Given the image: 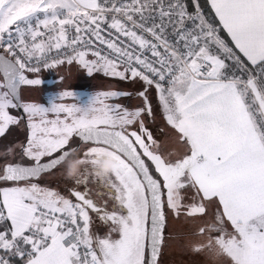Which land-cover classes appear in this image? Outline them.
I'll use <instances>...</instances> for the list:
<instances>
[{"label": "snow or ice", "instance_id": "1", "mask_svg": "<svg viewBox=\"0 0 264 264\" xmlns=\"http://www.w3.org/2000/svg\"><path fill=\"white\" fill-rule=\"evenodd\" d=\"M0 264H264V0H0Z\"/></svg>", "mask_w": 264, "mask_h": 264}, {"label": "rangeland", "instance_id": "2", "mask_svg": "<svg viewBox=\"0 0 264 264\" xmlns=\"http://www.w3.org/2000/svg\"><path fill=\"white\" fill-rule=\"evenodd\" d=\"M47 73L48 72L46 71L42 75L45 76ZM108 84H109V80L106 78L95 77V76L91 77V76H88L86 72L79 70L77 68H73L72 73H71V78L66 82V84H60L58 89L48 88V87H44L42 90L37 89V93H38L37 96L38 97L41 95L49 96V94L53 96V94L58 92L57 90H59V88L67 86V87L73 88L81 96L82 102L86 103L88 100V97L91 95L92 92H94L95 90H101L107 87ZM118 86L121 88L128 87L124 82H119ZM34 92L36 93V90H34ZM34 92L32 91L29 92V96L33 97L35 95ZM51 98L52 97H50L49 101L51 100ZM39 99H42V96L39 97ZM41 103H44L47 106V103L44 100H41ZM17 135L21 136L22 133H17ZM176 227L179 228L180 225H176ZM173 258L177 261L184 259L180 256L178 252L174 253Z\"/></svg>", "mask_w": 264, "mask_h": 264}, {"label": "flooded vegetation", "instance_id": "3", "mask_svg": "<svg viewBox=\"0 0 264 264\" xmlns=\"http://www.w3.org/2000/svg\"><path fill=\"white\" fill-rule=\"evenodd\" d=\"M59 71H60V74H63V69H61ZM47 72L48 73L45 76H43V78H53V79L57 78V72L56 71H47ZM59 86H60V84L59 85L53 84L51 86L44 85V86H42V88H40L38 90H42L44 87L57 88L58 89ZM34 90H36V93L34 92ZM34 90H32V92H34L35 95L32 98H35V99H38V100H44L47 103V105H48L49 99H50V97H52V95L51 94H49V96L48 95H41L42 99H39V97H41V96L38 97L37 96L38 95L37 89H34ZM57 91H59V90H57ZM27 95H29V93ZM31 95H33V94H31Z\"/></svg>", "mask_w": 264, "mask_h": 264}, {"label": "clouds", "instance_id": "4", "mask_svg": "<svg viewBox=\"0 0 264 264\" xmlns=\"http://www.w3.org/2000/svg\"><path fill=\"white\" fill-rule=\"evenodd\" d=\"M109 166V162L108 161H104L103 164H102V167L107 170ZM78 172H79V165L76 164V163H73L69 170L67 171V178L68 179H74L77 175H78Z\"/></svg>", "mask_w": 264, "mask_h": 264}, {"label": "water", "instance_id": "5", "mask_svg": "<svg viewBox=\"0 0 264 264\" xmlns=\"http://www.w3.org/2000/svg\"><path fill=\"white\" fill-rule=\"evenodd\" d=\"M43 79H44V84L42 86H44V85L51 86V85L55 84V83H53V81L56 80L53 78H43Z\"/></svg>", "mask_w": 264, "mask_h": 264}]
</instances>
